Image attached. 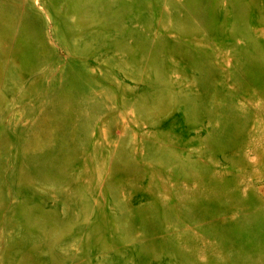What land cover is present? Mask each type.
<instances>
[{
    "label": "rangeland",
    "instance_id": "rangeland-1",
    "mask_svg": "<svg viewBox=\"0 0 264 264\" xmlns=\"http://www.w3.org/2000/svg\"><path fill=\"white\" fill-rule=\"evenodd\" d=\"M0 264H264V0H0Z\"/></svg>",
    "mask_w": 264,
    "mask_h": 264
}]
</instances>
